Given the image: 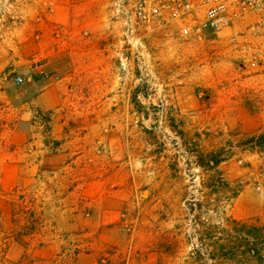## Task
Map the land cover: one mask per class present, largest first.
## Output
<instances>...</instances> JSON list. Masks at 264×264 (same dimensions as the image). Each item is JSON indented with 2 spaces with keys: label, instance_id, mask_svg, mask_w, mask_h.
<instances>
[{
  "label": "rangeland",
  "instance_id": "obj_1",
  "mask_svg": "<svg viewBox=\"0 0 264 264\" xmlns=\"http://www.w3.org/2000/svg\"><path fill=\"white\" fill-rule=\"evenodd\" d=\"M113 2L0 0V264H264L200 243L264 234V67Z\"/></svg>",
  "mask_w": 264,
  "mask_h": 264
},
{
  "label": "built area",
  "instance_id": "obj_2",
  "mask_svg": "<svg viewBox=\"0 0 264 264\" xmlns=\"http://www.w3.org/2000/svg\"><path fill=\"white\" fill-rule=\"evenodd\" d=\"M127 32L177 26L186 39L231 31L227 46L243 65L264 67V0H113ZM21 81V80H20Z\"/></svg>",
  "mask_w": 264,
  "mask_h": 264
},
{
  "label": "trees",
  "instance_id": "obj_3",
  "mask_svg": "<svg viewBox=\"0 0 264 264\" xmlns=\"http://www.w3.org/2000/svg\"><path fill=\"white\" fill-rule=\"evenodd\" d=\"M264 137V136H263ZM208 168L210 170H215L218 161H209ZM14 192H18L15 189ZM20 200V201H18ZM18 200L14 199L12 202V215L13 223L21 224L20 220L25 221L21 224L19 231L14 229V240L18 243L28 245L26 238H37L40 234L37 220L34 221L35 212L27 209V206L23 204L25 201V194L18 195ZM232 229L231 231L234 235H230L227 240L223 238H218L212 243L205 244L204 241H200L201 245L213 247L212 251H209V257L214 258H236L238 253L242 255H248L254 258L256 261H261L263 259V247H264V234L263 226L258 225H248L247 221L231 219ZM243 243V244H242ZM244 247V249H243ZM27 257L23 255L17 262L13 264H32V262H27Z\"/></svg>",
  "mask_w": 264,
  "mask_h": 264
},
{
  "label": "crops",
  "instance_id": "obj_4",
  "mask_svg": "<svg viewBox=\"0 0 264 264\" xmlns=\"http://www.w3.org/2000/svg\"><path fill=\"white\" fill-rule=\"evenodd\" d=\"M50 98H51V96H48V95H41L40 97H38L37 102H38L40 108H46V106L50 102ZM235 220H237V219H235Z\"/></svg>",
  "mask_w": 264,
  "mask_h": 264
}]
</instances>
